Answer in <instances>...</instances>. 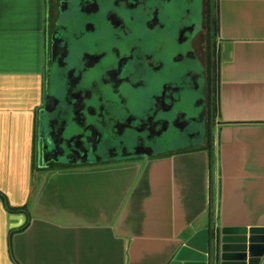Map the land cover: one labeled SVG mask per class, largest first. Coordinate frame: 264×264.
Wrapping results in <instances>:
<instances>
[{"label":"crops","instance_id":"crops-1","mask_svg":"<svg viewBox=\"0 0 264 264\" xmlns=\"http://www.w3.org/2000/svg\"><path fill=\"white\" fill-rule=\"evenodd\" d=\"M47 1L0 0V264H168L200 228H264V0H205L208 146L68 168L36 164Z\"/></svg>","mask_w":264,"mask_h":264},{"label":"water","instance_id":"water-1","mask_svg":"<svg viewBox=\"0 0 264 264\" xmlns=\"http://www.w3.org/2000/svg\"><path fill=\"white\" fill-rule=\"evenodd\" d=\"M201 24L202 0L61 1L37 118L39 166L202 146L205 75L191 48ZM262 261L264 228L207 226L187 234L168 264Z\"/></svg>","mask_w":264,"mask_h":264},{"label":"trees","instance_id":"trees-1","mask_svg":"<svg viewBox=\"0 0 264 264\" xmlns=\"http://www.w3.org/2000/svg\"><path fill=\"white\" fill-rule=\"evenodd\" d=\"M210 9L209 7L206 9V22H207V41H208V45H207V57H206V67H205V80H206V87H207V95H208V108L209 110L214 111L215 108V97L214 94L216 92V82L218 79V62L217 59L215 57L214 54V50H212L211 48V23H210ZM215 28H216V22L214 20L213 23V31L215 32ZM209 145V141H207V145ZM68 168L69 166H61V165H49L48 168Z\"/></svg>","mask_w":264,"mask_h":264},{"label":"flooded vegetation","instance_id":"flooded-vegetation-1","mask_svg":"<svg viewBox=\"0 0 264 264\" xmlns=\"http://www.w3.org/2000/svg\"><path fill=\"white\" fill-rule=\"evenodd\" d=\"M61 1H66V0H58L57 4H55V14L52 20V23L50 22L49 26H48V42H47V46H48V57L50 58V44H51V34L53 32L54 29V24L56 21V18L58 16V7H59V3ZM51 3L49 2V9H50ZM205 12H206V1L202 0V24H201V28L199 30V32L196 34V36L194 37L192 43H191V48L193 51L194 56L196 57V59L198 60V62L201 64L203 70H204V75H205V67L203 65V63L200 61L199 57L197 56L196 52H195V41L198 38V36L202 33L203 29L205 28V24H204V16H205ZM208 95H207V87H206V80H205V121H204V127H205V135H204V143H207V141H209L210 139V124H211V110H209L208 108Z\"/></svg>","mask_w":264,"mask_h":264},{"label":"rangeland","instance_id":"rangeland-1","mask_svg":"<svg viewBox=\"0 0 264 264\" xmlns=\"http://www.w3.org/2000/svg\"><path fill=\"white\" fill-rule=\"evenodd\" d=\"M55 1H56L55 4H57L58 0ZM205 18H206V12H205L204 20ZM206 21H204L205 28L203 29L202 33L198 36V38L195 41V52L199 57L200 61L203 63L204 67H206L207 45H208L207 34H206L207 31ZM36 164L39 165L38 161L36 162Z\"/></svg>","mask_w":264,"mask_h":264}]
</instances>
